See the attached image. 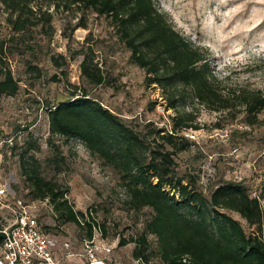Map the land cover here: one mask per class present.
I'll return each mask as SVG.
<instances>
[{
  "label": "rangeland",
  "instance_id": "1",
  "mask_svg": "<svg viewBox=\"0 0 264 264\" xmlns=\"http://www.w3.org/2000/svg\"><path fill=\"white\" fill-rule=\"evenodd\" d=\"M157 1L179 33L207 50L215 76L224 86L264 92V0ZM6 18L0 5V42H7L8 62L20 90L0 106V136L18 137L23 133L12 154L2 157L0 182L10 185L17 200L32 205L30 212L45 233L61 245L56 244L55 250L62 264H88L82 244V239L88 237L86 231L76 224L59 225L48 201L30 198L20 162L28 143H35L38 149L30 151L26 158L34 156L41 174L62 186L76 212H93L105 227L97 240L110 246L112 253L100 258L107 264H138L132 257L135 244H119L121 239L130 240L141 233L150 211L130 209L121 176L90 155L82 143L52 137L46 108L69 100L73 92H86L151 147L156 146L158 137L149 133L171 130L175 113L166 110V101L157 86L146 85L144 70L130 62L131 53L119 41L108 19L81 12L54 13L49 35L35 30L27 43L31 50L24 45L20 50L16 47L20 44L10 41ZM78 24H86V28L74 30ZM89 48L106 77L102 86L90 85L81 77L83 56L77 53ZM53 57L64 58L62 69L54 65ZM194 108L200 130H189L193 138L181 134L192 145L175 154L176 176L185 182L197 177L196 190L206 197L225 183L244 184L252 197L264 195V126H249L244 113L234 119L227 112H212L197 105ZM259 119L264 120V111ZM50 142L59 149L58 155L52 154ZM167 149L173 151L169 146ZM225 213L239 221L247 234L254 233L255 229L238 214ZM0 216V226L8 227L15 219L10 209L0 208ZM151 240L155 247V240ZM66 242L69 249L63 247ZM149 264L161 263L155 256Z\"/></svg>",
  "mask_w": 264,
  "mask_h": 264
},
{
  "label": "trees",
  "instance_id": "2",
  "mask_svg": "<svg viewBox=\"0 0 264 264\" xmlns=\"http://www.w3.org/2000/svg\"><path fill=\"white\" fill-rule=\"evenodd\" d=\"M0 5L7 14L10 41L20 44L16 45L20 50L24 46L31 50L27 43L35 30L49 35L54 13L81 12L108 19L131 53L130 62L144 70L146 85L157 86L166 110L175 113L171 130L149 133L158 137L156 146L151 147L86 92H73L69 100L46 108L52 137L82 143L90 155L121 176L130 209L150 211L141 233L130 240L121 239L120 247L135 244L132 257L138 264H149L155 256L161 264H264V195L252 197L244 184L225 183L206 197L196 190L197 177L185 182L175 174V154L192 145L181 134L200 130L196 105L212 112H227L234 119L244 113L249 126H264V120L259 119L264 111L263 91L224 86L215 76L207 50L179 33L157 0H0ZM79 28L85 29L86 24H78L74 30ZM6 46L7 42H0V106L20 90ZM77 55L83 56L81 77L90 85H104L106 77L95 62L93 50ZM63 59L52 58L58 69L65 65ZM22 133L14 149L3 156L12 154ZM37 149L29 142L20 162L31 200L48 201L56 223L76 224L90 239L96 229L105 233L93 212H76L62 186L41 174L34 156L26 158ZM50 149L53 155L59 151L53 142ZM225 212L238 214L255 229L254 233L247 234L241 223ZM4 228L0 226V231ZM2 241L0 233V244Z\"/></svg>",
  "mask_w": 264,
  "mask_h": 264
},
{
  "label": "built area",
  "instance_id": "3",
  "mask_svg": "<svg viewBox=\"0 0 264 264\" xmlns=\"http://www.w3.org/2000/svg\"><path fill=\"white\" fill-rule=\"evenodd\" d=\"M183 134L193 138L189 131H184ZM16 138L17 135L0 136V164L3 153L14 149ZM0 208L10 209L15 218L10 226L0 231L3 236L0 244V264H62V258L56 255L55 247L56 244L59 245L57 240H52L32 215V205L17 200L10 185L5 181L0 182ZM94 233L91 239H82L84 256L88 264H107L100 255L111 254L112 248L98 242L100 229H96ZM63 247L69 249L70 245L66 242Z\"/></svg>",
  "mask_w": 264,
  "mask_h": 264
}]
</instances>
